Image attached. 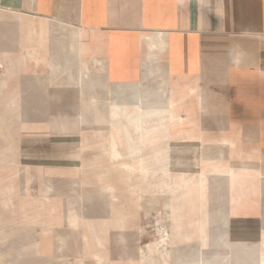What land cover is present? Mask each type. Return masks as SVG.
Here are the masks:
<instances>
[{
    "label": "crops",
    "instance_id": "1",
    "mask_svg": "<svg viewBox=\"0 0 264 264\" xmlns=\"http://www.w3.org/2000/svg\"><path fill=\"white\" fill-rule=\"evenodd\" d=\"M95 75L123 120L81 118ZM196 158L202 190L164 187ZM202 241L264 264V0H0V264H180Z\"/></svg>",
    "mask_w": 264,
    "mask_h": 264
},
{
    "label": "rangeland",
    "instance_id": "2",
    "mask_svg": "<svg viewBox=\"0 0 264 264\" xmlns=\"http://www.w3.org/2000/svg\"><path fill=\"white\" fill-rule=\"evenodd\" d=\"M104 83L107 85V87L104 86ZM85 84L97 87L99 97L98 101H95L94 97L91 96L90 92L86 87L83 86L82 88V114L81 118L86 119L87 117L95 118L98 120H107L109 119L111 122L113 121H119L124 119V111L121 107L119 108H112L110 105V102L107 101L109 98V88L108 85L111 84L107 80L103 79L100 75L95 76H88L87 80L85 81ZM157 97V99H156ZM161 96H156L155 94H144V100L146 103V106L153 105V104H168L171 105L170 102L166 103V95H164V98L162 100ZM165 101V102H164ZM153 102V103H152ZM152 103V104H151ZM129 104H133V102H128L126 104V107H130L128 112L137 109L138 108V101L134 102V106L131 107ZM147 108V107H146ZM153 109V110H152ZM148 110V111H147ZM147 110L141 114L142 116H139V122H135L133 125H136L137 130L140 131V126L142 125V122L149 118H156L157 116H162L163 114L159 111H155L154 108H147ZM152 110V111H149ZM160 113V115H159ZM128 119V118H127ZM122 131V130H120ZM114 134L110 136L109 138V150L111 152H117V148L113 144L119 143L120 138L122 139L123 136L119 135V132L117 130L112 131ZM139 134V133H138ZM140 136V135H139ZM170 162V161H169ZM163 168V176H162V182L165 181V179H168L169 176L174 177V183L173 181L170 183H167V185H164L165 188H172L175 187L177 189L189 187L192 185H196L197 181H201V184L198 186L203 189V186L207 182V174L209 173L208 170L205 169V164L208 162L201 160V159H194V160H182L179 162H173L174 164V170L172 168V162H170ZM137 169L141 170L142 174L146 176L147 178L151 177L153 180L155 179V170H151L150 167H147L146 170L142 168V163L136 162ZM168 168V169H167ZM155 182H153L154 184ZM172 183V184H171ZM197 186V185H196ZM207 242H204V245L206 246ZM217 263V262H216ZM180 264H208L206 262L198 260V256L196 258H192L191 261H180Z\"/></svg>",
    "mask_w": 264,
    "mask_h": 264
},
{
    "label": "bare ground",
    "instance_id": "3",
    "mask_svg": "<svg viewBox=\"0 0 264 264\" xmlns=\"http://www.w3.org/2000/svg\"><path fill=\"white\" fill-rule=\"evenodd\" d=\"M139 74V73H138ZM141 76V75H140ZM139 77V76H138ZM139 80V79H138ZM122 87H128V90H126L127 92H128V94H127V98H128V100H129V102H135V101H138V105H140V97H141V94H140V84L139 83H124L123 84V86ZM123 92H124V90H123ZM125 93V92H124ZM146 93H148V94H155L156 96H157V93H155L154 91H152V90H148ZM167 100H171V97L170 98H167ZM119 103L120 102H112L111 103V107L113 108L114 106H118L119 105ZM153 103V102H152ZM151 103V104H152ZM139 108V107H138ZM138 108L137 109H134V110H138ZM135 115H137V114H135ZM182 151V150H181ZM184 151V150H183ZM185 154V153H184ZM162 161H164V160H162ZM157 163V162H156ZM160 163V162H159ZM170 163V162H169ZM168 164V161H165L164 162V166L165 165H167ZM142 168H144V169H146L144 166H142ZM168 169V168H167ZM165 180H167V182L166 183H170V182H172L173 181V183H174V177H171V176H169L168 177V179H165ZM165 183V185H167ZM172 184V183H171ZM201 184V181H197L196 182V185L197 186H199ZM202 240V239H201ZM204 242L205 241H202L201 242V247H200V251H199V253L197 254V256H198V260H200V261H203V262H206V263H208L207 262V259H206V252H205V250L207 249V247L204 245ZM207 242V241H206ZM261 261V260H260Z\"/></svg>",
    "mask_w": 264,
    "mask_h": 264
}]
</instances>
